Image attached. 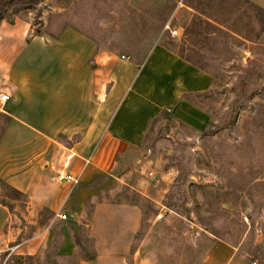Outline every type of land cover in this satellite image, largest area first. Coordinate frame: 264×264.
Wrapping results in <instances>:
<instances>
[{"label": "rangeland", "instance_id": "rangeland-1", "mask_svg": "<svg viewBox=\"0 0 264 264\" xmlns=\"http://www.w3.org/2000/svg\"><path fill=\"white\" fill-rule=\"evenodd\" d=\"M28 1L13 2L5 18H27L37 34L73 23L100 50L132 62L159 45L203 69L212 86L182 96L195 126L167 112L152 122L140 151L122 159L123 182L105 198L116 206L95 223L90 208L80 222L64 210L61 220L32 209L26 197L6 196L0 181V201L11 213L0 264H77L93 254V228L104 245L128 247L143 264H198L216 240L236 246L247 264H264V16L251 22L236 0ZM155 24L162 29L152 42ZM142 186L154 202L139 193ZM160 211L166 213L155 221ZM123 218H140L137 231ZM62 229L78 256L57 255ZM32 240L38 246L29 255Z\"/></svg>", "mask_w": 264, "mask_h": 264}, {"label": "crops", "instance_id": "crops-1", "mask_svg": "<svg viewBox=\"0 0 264 264\" xmlns=\"http://www.w3.org/2000/svg\"><path fill=\"white\" fill-rule=\"evenodd\" d=\"M263 1L254 3L263 8ZM32 28L23 17L0 21V94L8 96L0 107V181L26 197L32 209L52 216L64 210L80 222L90 208L95 223L102 211L116 206L105 198L127 175L122 159L140 151L148 128L167 109L168 115L195 126L182 96L209 90L212 78L159 45L136 64L98 49L75 29L54 37ZM66 154L67 173L76 184L57 175ZM139 193L154 202L145 186ZM10 218L0 204V251L6 247L3 231ZM88 233L94 256L77 264H143L128 247L104 245L95 228ZM61 236L57 255L78 256L67 231L62 229ZM31 242L27 253L34 255L30 251L38 242ZM198 264L247 263L236 246L216 240Z\"/></svg>", "mask_w": 264, "mask_h": 264}, {"label": "trees", "instance_id": "trees-1", "mask_svg": "<svg viewBox=\"0 0 264 264\" xmlns=\"http://www.w3.org/2000/svg\"><path fill=\"white\" fill-rule=\"evenodd\" d=\"M4 1L3 4H1V7H0V21L2 20H7V21H11V19H8V18H5V11L7 10V8L13 3V2H16V3H23V2H27L29 3L28 0H2ZM209 1V0H208ZM234 0H232L229 4H227V6H230V4L233 2ZM239 2V5H240V9L244 12V14L248 17V19L252 22L254 21L255 19L259 20L262 16H264V10L263 8H260L259 6L251 3L250 1L248 0H236ZM224 1H221L220 2V5L223 3ZM187 5V4H186ZM226 6V7H227ZM200 15L202 16H205V14L203 13H200ZM19 17V16H18ZM216 24H218L216 22ZM219 25V24H218ZM262 27H264V19H263V22H262ZM72 28V29H75L77 30L78 32H80L81 34H83L84 36L94 40L96 43H97V40L94 39L92 36L88 35L85 31H82L80 30V28H78L77 26H75L73 23H69V22H61V28L56 32V33H49L50 35L54 36V37H57L59 36V34L65 29V28ZM224 29H226L228 32H230L231 30H229V28H227L226 26H223ZM162 29V26L160 24H155L154 25V32L150 35L151 36V41L152 42H155V40L157 39L158 37V34L160 33V30ZM216 31H219V30H222L220 27L216 26L215 27ZM215 32H212L211 35H214ZM152 46V45H151ZM99 49V47H98ZM147 54V52H145V54L143 55V58L145 57V55ZM179 57H181L182 59H184L185 61L191 63L189 60H187L186 58H184L182 55H178ZM142 58V60H143ZM142 60L140 61H136L134 63L136 64H140L142 62ZM192 65L196 66L195 64L191 63ZM197 67V66H196ZM199 69H201L200 67H198ZM203 70V69H201ZM204 71V70H203ZM2 133V130H0V135ZM3 188L5 189V195L10 197L11 199H19V200H22V199H25V197L13 190L12 188H10L9 186H7L6 184H3ZM11 194H12V197H11ZM0 204L6 206L9 210V206L7 204H5L3 201H0ZM77 244V243H76ZM93 254L92 255H89L87 256L86 258L84 259H92L93 258Z\"/></svg>", "mask_w": 264, "mask_h": 264}, {"label": "built area", "instance_id": "built-area-1", "mask_svg": "<svg viewBox=\"0 0 264 264\" xmlns=\"http://www.w3.org/2000/svg\"><path fill=\"white\" fill-rule=\"evenodd\" d=\"M176 34V31L172 32V35L174 36ZM121 59H124V57H121ZM8 100V96L6 94H0V107L3 103H5V101ZM167 113H170L171 110L167 109L166 110ZM69 161H70V155L66 154L62 160V162L60 163V168L59 171L57 173L58 177L61 178L62 180L66 181V182H70L72 184H76L77 183V179L74 178L71 174L67 173V169H68V165H69ZM148 176H152L153 174L152 172H148ZM165 207L162 206L161 209H164ZM166 213L165 212H159L156 214L154 220L155 221H159L163 215ZM61 220H65L66 219V215L65 214H59L57 215Z\"/></svg>", "mask_w": 264, "mask_h": 264}]
</instances>
